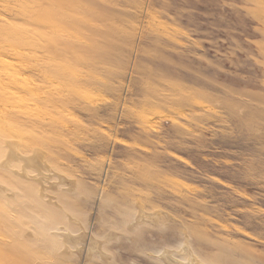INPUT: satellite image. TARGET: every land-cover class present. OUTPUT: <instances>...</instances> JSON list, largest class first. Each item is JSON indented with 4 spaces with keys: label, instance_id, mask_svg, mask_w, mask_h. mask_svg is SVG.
Here are the masks:
<instances>
[{
    "label": "rangeland",
    "instance_id": "374dc122",
    "mask_svg": "<svg viewBox=\"0 0 264 264\" xmlns=\"http://www.w3.org/2000/svg\"><path fill=\"white\" fill-rule=\"evenodd\" d=\"M167 251L264 264V0H0V264Z\"/></svg>",
    "mask_w": 264,
    "mask_h": 264
},
{
    "label": "bare ground",
    "instance_id": "6f19581e",
    "mask_svg": "<svg viewBox=\"0 0 264 264\" xmlns=\"http://www.w3.org/2000/svg\"><path fill=\"white\" fill-rule=\"evenodd\" d=\"M14 144V143H13ZM45 167V166H44ZM139 215V214H138ZM141 217V216H140ZM144 217L142 215V217L139 219L140 221H144ZM93 239V238H92ZM163 257L170 263V264H175V261L173 259H171L170 257V253L167 251L165 253H163ZM197 264V263H196Z\"/></svg>",
    "mask_w": 264,
    "mask_h": 264
}]
</instances>
